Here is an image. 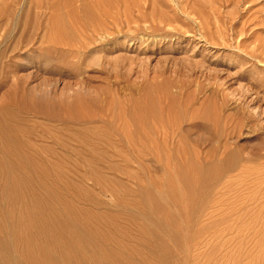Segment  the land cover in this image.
I'll list each match as a JSON object with an SVG mask.
<instances>
[{
	"label": "rangeland",
	"instance_id": "374dc122",
	"mask_svg": "<svg viewBox=\"0 0 264 264\" xmlns=\"http://www.w3.org/2000/svg\"><path fill=\"white\" fill-rule=\"evenodd\" d=\"M4 107L106 250L264 264V0H0Z\"/></svg>",
	"mask_w": 264,
	"mask_h": 264
},
{
	"label": "bare ground",
	"instance_id": "6f19581e",
	"mask_svg": "<svg viewBox=\"0 0 264 264\" xmlns=\"http://www.w3.org/2000/svg\"><path fill=\"white\" fill-rule=\"evenodd\" d=\"M0 113V202H5L4 208L0 204V264H132L93 242L95 231L74 212L55 210L54 190L41 194L35 189L46 176L42 160L29 153L30 139L19 137L7 108ZM203 178L204 173L196 172L186 179L191 195L195 194L191 183ZM104 235H98L101 241L109 238Z\"/></svg>",
	"mask_w": 264,
	"mask_h": 264
}]
</instances>
